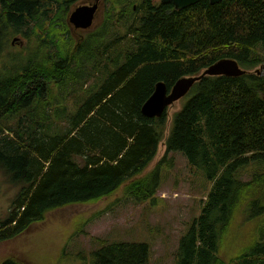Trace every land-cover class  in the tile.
Listing matches in <instances>:
<instances>
[{
    "label": "trees",
    "instance_id": "trees-1",
    "mask_svg": "<svg viewBox=\"0 0 264 264\" xmlns=\"http://www.w3.org/2000/svg\"><path fill=\"white\" fill-rule=\"evenodd\" d=\"M155 1L141 0L136 10L132 1H118L121 12L110 11L112 21L72 51L58 43L48 57L36 60L41 51L0 69V171L20 188L0 220V243L71 205L121 191L136 204L153 200L166 157L147 169L165 137L168 111L149 119L142 107L156 83L170 90L225 58L247 71L264 62V0H201L181 11ZM52 2L60 0H0V51L6 25L15 34L27 29L29 41L44 31ZM249 73L203 78L173 117L167 153H182L212 184L179 240L175 264H264L263 231L235 257L223 256L238 209L264 217V77ZM252 165L251 179L241 180ZM101 243L85 264L149 263L145 243Z\"/></svg>",
    "mask_w": 264,
    "mask_h": 264
},
{
    "label": "rangeland",
    "instance_id": "rangeland-1",
    "mask_svg": "<svg viewBox=\"0 0 264 264\" xmlns=\"http://www.w3.org/2000/svg\"><path fill=\"white\" fill-rule=\"evenodd\" d=\"M71 1L76 0L52 2L53 12L41 21L45 30L33 36L31 41L24 35L27 29L15 34L13 26L6 25L9 30L3 33L0 69L22 63L32 54L41 51L36 60L48 57L50 52L54 54L58 43L66 52L72 51L76 37L67 22L73 4ZM118 1H132L136 5L141 3V0H107L103 21H112L110 11L115 15L121 12L122 7L116 3ZM52 19L55 25L51 24ZM103 21L98 19L92 35L99 32ZM89 36L86 34L85 38ZM14 38H18V42L13 45ZM260 55L264 60V55ZM241 68L247 70L243 66ZM249 71L264 77V62ZM187 100L188 96L168 109L165 137L157 157L147 169V172L151 171L166 157V163L160 167L161 188L153 200L136 204L125 198L121 191L116 196L95 203L71 205L51 211L46 214L44 221L33 224L16 238L0 243V262L6 258H15L24 264H85L91 259V254L101 248V241H104L107 244L145 243L150 248L148 264H175L179 240L192 221L200 215L212 186L201 171L191 168L182 153H167L166 138L173 117ZM256 169L252 165L241 171L239 178L250 180ZM19 191V186L11 183L0 171V220L7 216ZM260 231L264 232V217L252 219L246 214L242 216L238 209L226 233V243L231 247L226 245L224 258L235 257L240 249L252 244L254 239H260Z\"/></svg>",
    "mask_w": 264,
    "mask_h": 264
},
{
    "label": "water",
    "instance_id": "water-1",
    "mask_svg": "<svg viewBox=\"0 0 264 264\" xmlns=\"http://www.w3.org/2000/svg\"><path fill=\"white\" fill-rule=\"evenodd\" d=\"M163 5L172 4L176 10H184L198 4L201 0H160ZM224 0H209L211 5L220 4ZM97 5L83 4L75 5L69 13L68 24L75 28L89 29L93 26ZM18 41V38L12 40V44ZM80 42H78V45ZM258 72V71H257ZM248 73L243 70L239 63L234 59H221L209 66L198 76H185L176 81L169 90L165 82L156 83L151 96L142 107V114L149 119H159L163 117L176 102L185 98L200 80L205 77H240Z\"/></svg>",
    "mask_w": 264,
    "mask_h": 264
},
{
    "label": "flooded vegetation",
    "instance_id": "flooded-vegetation-1",
    "mask_svg": "<svg viewBox=\"0 0 264 264\" xmlns=\"http://www.w3.org/2000/svg\"><path fill=\"white\" fill-rule=\"evenodd\" d=\"M157 2H160V0H156ZM83 4H91V5H97V10L95 14V20L93 22V26L89 29H82V28H75L74 26H71V31L73 32V35L76 37V43L82 42L86 36V34H91L93 32V29L96 26V23L98 22V19L101 18V21H103V16L105 17V12L106 11V5H107V0H77L73 5L72 8L77 5H83ZM137 5L134 4L133 8L136 10ZM71 8V9H72ZM107 17V16H106ZM102 23V22H101ZM20 41V39H19ZM18 42V41H17ZM16 43V42H15ZM76 48V47H75Z\"/></svg>",
    "mask_w": 264,
    "mask_h": 264
},
{
    "label": "bare ground",
    "instance_id": "bare-ground-1",
    "mask_svg": "<svg viewBox=\"0 0 264 264\" xmlns=\"http://www.w3.org/2000/svg\"><path fill=\"white\" fill-rule=\"evenodd\" d=\"M250 74V73H249Z\"/></svg>",
    "mask_w": 264,
    "mask_h": 264
}]
</instances>
